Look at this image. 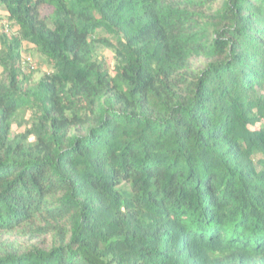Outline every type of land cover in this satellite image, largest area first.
I'll return each instance as SVG.
<instances>
[{
  "label": "trees",
  "instance_id": "16d2710c",
  "mask_svg": "<svg viewBox=\"0 0 264 264\" xmlns=\"http://www.w3.org/2000/svg\"><path fill=\"white\" fill-rule=\"evenodd\" d=\"M0 5V264H264V0Z\"/></svg>",
  "mask_w": 264,
  "mask_h": 264
},
{
  "label": "rangeland",
  "instance_id": "374dc122",
  "mask_svg": "<svg viewBox=\"0 0 264 264\" xmlns=\"http://www.w3.org/2000/svg\"><path fill=\"white\" fill-rule=\"evenodd\" d=\"M50 8L42 7L41 12L42 15H47L50 12ZM7 21L6 10L3 6L0 5V33L4 32L2 28V23ZM1 48V43H0ZM23 59H25L28 63L25 66V73L31 75L32 82H37L41 76H43L46 72L51 71L49 66L47 65L46 59L41 56L38 51L31 45H24L22 50ZM108 65L113 66L114 61L109 52H102Z\"/></svg>",
  "mask_w": 264,
  "mask_h": 264
},
{
  "label": "built area",
  "instance_id": "2783aa9c",
  "mask_svg": "<svg viewBox=\"0 0 264 264\" xmlns=\"http://www.w3.org/2000/svg\"><path fill=\"white\" fill-rule=\"evenodd\" d=\"M2 28H3L4 32L7 34H9L12 31L11 24L8 21H4L2 23ZM23 60H24V65H26V63H28V62L25 59H23Z\"/></svg>",
  "mask_w": 264,
  "mask_h": 264
}]
</instances>
